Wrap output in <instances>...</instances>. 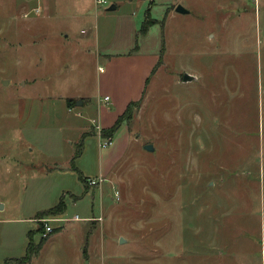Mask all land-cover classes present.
<instances>
[{
	"label": "rangeland",
	"instance_id": "obj_1",
	"mask_svg": "<svg viewBox=\"0 0 264 264\" xmlns=\"http://www.w3.org/2000/svg\"><path fill=\"white\" fill-rule=\"evenodd\" d=\"M136 50L163 59L106 135L96 54ZM2 205L0 264H264V0H0Z\"/></svg>",
	"mask_w": 264,
	"mask_h": 264
},
{
	"label": "crops",
	"instance_id": "obj_2",
	"mask_svg": "<svg viewBox=\"0 0 264 264\" xmlns=\"http://www.w3.org/2000/svg\"><path fill=\"white\" fill-rule=\"evenodd\" d=\"M151 2L154 3V0H151ZM115 6L117 8V5ZM151 26L145 34H141L147 35ZM70 33L72 34V32ZM82 33H84V30H82ZM60 36L63 38L70 37L69 33L66 32H62ZM89 38L90 36L79 37L78 40H80V44H86L85 42ZM96 55L97 63L100 64L104 61L106 65H98L100 71L102 70L97 74L98 119L102 127H111L127 110L131 102L143 98L153 72L163 59V51L159 55H143L138 50L130 54H107L104 58L102 53L98 52ZM106 96L110 97L109 103L99 104L103 102L100 100H103ZM77 100L76 97L66 99L65 106L68 111L74 110L76 106L82 107L89 103L87 98H84L81 104H77V102H80V100ZM70 103L72 104L70 105ZM109 105L112 109L108 107Z\"/></svg>",
	"mask_w": 264,
	"mask_h": 264
},
{
	"label": "trees",
	"instance_id": "obj_3",
	"mask_svg": "<svg viewBox=\"0 0 264 264\" xmlns=\"http://www.w3.org/2000/svg\"><path fill=\"white\" fill-rule=\"evenodd\" d=\"M149 15H150V10H148V12L146 14V19L144 21V24L142 25V29L145 30L144 31L145 33L147 32V30L151 26L149 24V22H148L149 21L148 20L149 19ZM145 23H147L146 26H145ZM154 23H156V22H153V24ZM148 25H150V26H148ZM142 33H143V31H142ZM71 104L72 103H70V105ZM134 104H135V102H131L129 104L127 110L117 119V121L110 128H106V129L103 130L104 132H106L104 134L107 135V133H110V134L115 133L120 128V124H121L122 119L124 118V116L126 114H128V112L130 111V108ZM105 137H107V136H105ZM80 179H81L82 182H84V184H86V181L88 180L87 177H84L82 174L80 175ZM66 207H67V205H66V203L64 201V198H61L60 202L56 206L52 207V210H53V212H55L57 214H63L66 211ZM32 249L33 248L29 244V247H28V250H27V253H26V260L27 261H30L32 259V256L36 253V250H32Z\"/></svg>",
	"mask_w": 264,
	"mask_h": 264
},
{
	"label": "water",
	"instance_id": "obj_4",
	"mask_svg": "<svg viewBox=\"0 0 264 264\" xmlns=\"http://www.w3.org/2000/svg\"><path fill=\"white\" fill-rule=\"evenodd\" d=\"M115 8H116V6L112 5L109 9L113 10ZM175 10H176L177 13H181V14L189 13V10L186 9L183 5H178ZM196 79H197V77L192 75V74H190V73H185L184 76H183V82H190V81H193V80H196ZM82 102L83 101L77 102V104H81ZM145 149L147 151H150V152L155 151V148H154L153 144L145 145ZM2 207H3V205L0 206V208H2ZM124 241H125V239L121 238V242H124Z\"/></svg>",
	"mask_w": 264,
	"mask_h": 264
},
{
	"label": "built area",
	"instance_id": "obj_5",
	"mask_svg": "<svg viewBox=\"0 0 264 264\" xmlns=\"http://www.w3.org/2000/svg\"><path fill=\"white\" fill-rule=\"evenodd\" d=\"M97 3L98 4H101V3H106V0H97ZM35 11L39 12L40 11V8L39 7H36L34 8ZM109 100H110V97L109 96H106L103 98V100H100L101 102H105V103H109ZM113 143V138H107L104 142V144H102L103 147H107V146H110L111 144ZM90 183H95L96 180H90L89 181ZM53 230V227L51 226H46V231L50 232Z\"/></svg>",
	"mask_w": 264,
	"mask_h": 264
}]
</instances>
